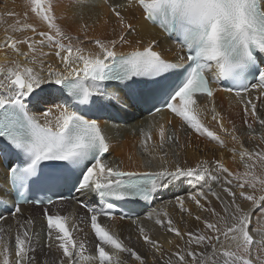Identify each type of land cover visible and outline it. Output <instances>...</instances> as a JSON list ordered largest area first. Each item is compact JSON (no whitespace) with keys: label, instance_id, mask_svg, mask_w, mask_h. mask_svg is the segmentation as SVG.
<instances>
[{"label":"snow or ice","instance_id":"obj_1","mask_svg":"<svg viewBox=\"0 0 264 264\" xmlns=\"http://www.w3.org/2000/svg\"><path fill=\"white\" fill-rule=\"evenodd\" d=\"M59 2L24 0L23 17L9 13L16 19L6 29L19 35L0 41V161L8 173V187L0 189V264H38V251L39 264H129V259L146 264V256L152 257V264L157 258L161 264H264V225L250 228L253 210L259 209L258 222L264 218V149L249 151L235 127L226 129L213 99L220 91L234 93L245 117L251 118L245 120L247 128H264L256 103L244 99L253 90L257 100L264 95V0H115L110 11L119 32L113 29L116 35L110 39L92 38L88 46L86 35L81 39L73 35L71 25L58 22L64 16L56 15ZM67 6L82 8L84 0H70ZM137 10L172 37L186 56L169 60L154 50L155 41L133 43L131 37L139 35L132 22ZM29 12L40 30L28 23ZM85 29L80 25L78 30ZM126 45L129 50L123 51ZM222 81L230 83L220 87ZM139 85L148 86L136 99L149 103V115L167 111L180 126L168 129L159 124L156 141L151 131L142 130L144 158L126 170L122 162H108L110 143L99 120L87 113L103 105L102 98L120 102L115 94L109 95L110 89ZM46 93L52 97L44 101L50 106L40 107ZM206 121L215 122L238 146L228 150L233 162L239 155L243 171L230 170L223 155L193 165L186 159L179 162L180 150L192 146L188 129L197 138L227 147ZM180 132L188 136L184 144ZM69 182L78 193L94 194L98 206L80 201L85 215L61 214L63 202L71 199L62 191ZM175 182L193 186L187 199L207 215L194 213L184 197L176 204L181 214L203 227L187 230L185 221L181 230L167 211L156 213L155 224L172 234L165 250L134 221L137 243L145 245L142 256L130 246L131 237L121 239L109 227L108 222L117 218L112 210L118 201L151 205ZM213 184L221 192L213 190ZM35 190L43 191L44 197L27 199L25 193ZM27 203L42 208L43 245L35 220L20 218L21 206ZM245 204L251 207L246 210ZM4 211L13 218L14 229L3 225Z\"/></svg>","mask_w":264,"mask_h":264},{"label":"bare ground","instance_id":"obj_2","mask_svg":"<svg viewBox=\"0 0 264 264\" xmlns=\"http://www.w3.org/2000/svg\"><path fill=\"white\" fill-rule=\"evenodd\" d=\"M70 0H60L59 6L56 8V15L61 17V13L64 14L63 17L59 19V23L62 26L71 25V31L73 35H79L81 39L85 38V35L89 38L85 40V46H88L92 38H101V39H110L113 38L116 33L119 32L117 25V20L114 14L110 11V6L115 3V0H84V7H68ZM25 12L24 0H0V41H3L6 35H19V33H12L10 30L6 32V29L9 25L15 23L16 17L9 16V13L18 14L20 18L23 17ZM32 17L28 23L36 24L38 30L42 28L39 25L37 19L28 13ZM135 19L132 20L133 24L137 27L139 31L138 36H133L131 39L133 43L136 39H141L144 43L149 41H155L156 47L155 51H159L166 59L175 60L179 55H183V50L179 47L177 43L174 42V39L170 38L166 33H164L160 28L154 26L150 22L146 21L143 18V14L137 10L135 13ZM131 18V14H129ZM80 25H86L85 31H79ZM113 29H116V33L113 32ZM143 47V45H141ZM23 48V46H22ZM47 50V49H46ZM123 51H128L129 46H125ZM11 50H9L10 52ZM2 55V54H0ZM220 86V85H219ZM48 88L49 86H43ZM217 87V85H213ZM221 87V86H220ZM39 91V90H38ZM115 94L119 97L120 102L117 100H109L107 98H102L104 103L103 105H98L100 112H96L97 119L101 125V128L110 143V151L107 154L108 162L112 164L121 163V167L126 170L134 168L139 165V163L144 158L141 154L140 141L142 139L141 132L151 131L153 141L158 140L157 127L159 124H164L166 128L173 129L179 128V121L176 120L172 114L165 111L158 113L155 116H148L139 114L135 115L134 110H129V112L124 116L128 118L127 123L117 122L113 120H107L106 116L102 114L105 111H108L110 116H113V111L119 113H125L127 107H129V101L126 95L121 90H109V95ZM258 93L253 90L244 97V99L252 98L253 102L257 105V114L264 118V95L260 96L257 100ZM52 97L49 94H45L43 97L40 107H49L50 104L44 101L50 100ZM214 101L216 108L221 112L224 117V126L229 131L235 127V135H237L243 145L249 149V151L264 149V141L261 140V137H264V134L261 136L249 130L245 124V120L250 121V117H245L243 105L240 102V98L235 97L234 93L220 91L217 92L214 96ZM31 107V106H30ZM171 120L172 123L169 124L168 121ZM231 121V123L229 122ZM209 128L214 130L220 137L225 141L227 145L226 148H220L215 142H210L203 137L197 138L194 134H191V130H186L191 135V147L184 148L180 150V156L178 160L181 164L186 159L189 165H193L200 159H207L210 162L221 158L223 155V160L225 165L232 171H243V165L240 162L239 155L236 157V161L232 160V152L229 151V148L237 147L233 144L230 138L226 133L221 131L215 124V122L206 121ZM150 125H155L151 127ZM253 129H264L259 124H254ZM180 142L184 144L188 139V136L185 135V132H180ZM254 137V138H251ZM129 157L132 159L129 160ZM4 164L0 161V189H7L8 187V173L4 168ZM144 170V169H141ZM193 186L183 183L175 182L170 185L168 188L163 189L160 193L157 194V198L153 201L151 205L147 204L146 209L137 219H120V216L114 221H109V227L117 233L121 239L126 237H131L132 243L131 247H134L142 256H145V245L143 241L137 243L138 231H137V221L140 225H143L144 228L150 233L151 237L155 240L160 241L165 250L168 249L166 241L172 237L171 233H166L164 229L155 224L156 215L155 213L151 214L150 208L154 205H159L161 207L160 212L167 211L169 216L175 221L177 227L181 230H185V221L187 222V230H192L195 227L202 228L203 225L199 224L194 219L188 218L186 214H181L176 204L178 197H184L187 207H190L192 211L196 214H201L206 216V213H200L199 210L192 204L191 201L187 199L188 195L193 191ZM198 190V189H197ZM213 190L221 192L220 188L213 184ZM247 191V189H246ZM222 194V193H221ZM213 200V206L217 207L219 210L218 202ZM80 201L84 203L91 204L93 206H98L96 204V199L94 194H81L74 200L63 202L64 206L59 209L61 214H72L74 216L85 215V209L80 206ZM145 204V203H144ZM156 205V206H157ZM245 209L251 207L250 204L244 205ZM259 209L252 211V226L264 225V218H261L258 222L257 214ZM184 216V219H181V216ZM151 216V219L148 217ZM31 217L35 220V231L40 233H45V221L43 219L42 208H35L33 206H23L21 207V216L20 218ZM159 218L164 219L163 216ZM4 226L15 225L13 224V218L10 215L6 216V219L2 222ZM40 238L41 245L45 242V237ZM89 249H92L91 240L92 237L89 235ZM55 255V253H53ZM37 262L42 259V253L37 252L36 254ZM129 264H135L134 261L129 259ZM146 264H152V257L146 256ZM156 264H161L159 258L156 259Z\"/></svg>","mask_w":264,"mask_h":264},{"label":"rangeland","instance_id":"obj_3","mask_svg":"<svg viewBox=\"0 0 264 264\" xmlns=\"http://www.w3.org/2000/svg\"><path fill=\"white\" fill-rule=\"evenodd\" d=\"M252 132H254V133H256V135H262V134H264V129H257V130H251ZM157 205V204H156ZM154 205V206H152L151 208H150V213L151 214H153V213H155L154 214V216L156 215V213H158V212H160V209H161V207L159 206V205ZM156 218H157V215H156ZM41 237H45V233H40L39 234Z\"/></svg>","mask_w":264,"mask_h":264}]
</instances>
